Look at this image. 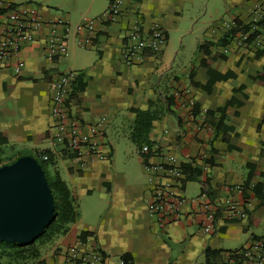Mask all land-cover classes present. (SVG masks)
Masks as SVG:
<instances>
[{
	"label": "crops",
	"instance_id": "0c3cea01",
	"mask_svg": "<svg viewBox=\"0 0 264 264\" xmlns=\"http://www.w3.org/2000/svg\"><path fill=\"white\" fill-rule=\"evenodd\" d=\"M8 1L15 7L35 6L44 25L15 58L0 59V132L7 138L1 147L17 150L19 155L50 153L49 173L57 174L66 184L77 206L78 217L69 223V231L75 235L90 232L87 240H94L108 264H119L122 256L131 264H222L224 254L247 245L255 236H264L258 232L264 229V199L253 191L256 183L264 182L259 174L264 172V82L248 79L255 74V66H264V54L256 56L260 45L236 40L226 46H211V55H215L212 68L220 73L231 70L237 83L244 85L246 98L237 94L241 105H226L233 95L230 78L215 81L209 93L192 83L204 85L209 79L204 67L192 63V58L199 62L206 57L198 45L217 42L235 26L233 17L243 23L259 19L261 10L254 4L264 0H123L116 20L96 23L92 43L85 47L77 43L75 26L99 16L110 0ZM100 1L107 6L102 7ZM56 18L68 20L71 33L66 53L49 62L44 57L49 32L46 22ZM133 19L144 30L159 24L167 42L160 52H145L140 63L128 65L123 51L126 29ZM3 28L0 16V39ZM16 61L21 63L18 74L14 71ZM69 69L85 80L82 87L77 84L72 89L68 101L71 115L87 123L105 119L96 138L105 154L102 159L78 162L62 145L51 141L50 84L58 72ZM182 101L193 104L191 111L181 107ZM218 107H225L226 122L233 128L217 130L218 116L206 118L207 110ZM134 110L151 114L142 137L143 144L158 146L150 157L153 163H168L169 156L180 164L191 158L200 163V155L211 156L214 164L191 180L198 182L197 194L205 185L215 198L240 199L246 210L259 218L258 223L249 224L248 218L220 222L217 232L207 234L200 230V214L191 207L184 208L187 216L179 223L159 224L151 217L145 201L151 177L133 137ZM223 134L228 135V141L221 139ZM215 135L211 151L209 141ZM119 141L128 148V164H117ZM249 164L254 165L256 174L247 182ZM154 181L167 179L159 175ZM187 182L181 190L183 196ZM236 184L244 187L241 197L229 189ZM67 234L37 242V257L1 254L0 264H63ZM207 248L218 251L207 256Z\"/></svg>",
	"mask_w": 264,
	"mask_h": 264
},
{
	"label": "built area",
	"instance_id": "2783aa9c",
	"mask_svg": "<svg viewBox=\"0 0 264 264\" xmlns=\"http://www.w3.org/2000/svg\"><path fill=\"white\" fill-rule=\"evenodd\" d=\"M122 4L123 0H111L107 9L99 16L76 25L77 43L84 47L91 44L96 23L114 22L121 12ZM254 5L255 8L261 10V15L259 19L248 22L251 24V30L256 28V22L264 18V3L257 1ZM0 16L4 18V28L0 39V59L12 60L24 44L35 40V32L44 25V21L35 6L15 7L8 0H0ZM46 25L49 32L44 45V57L52 62L66 53L71 26L69 21L63 18L47 21ZM247 36L248 33H239L237 41L248 43ZM125 38L123 59L128 65L140 63L145 52H160L167 42L165 31L159 24L154 23L148 30H144L136 19L129 23ZM255 42L254 45H260L261 48L264 46V31L255 37ZM20 69L21 63L16 61L15 73L18 74ZM77 75L78 73L74 70H64L58 72L51 81L50 138L53 144L62 145L66 153L83 163L86 160L105 157L96 140L105 119L100 118L95 122L87 123L72 116L69 112L68 101ZM192 106L191 102H181V107L187 111H191ZM157 149L158 146L148 144L140 147V153L144 158V168L151 177L145 200L147 211L159 224L184 221L187 216L184 212L185 207H191L196 214H200V230L207 234L217 232L220 222L247 218V210L242 200L230 196L223 200L215 198L205 185L198 194L190 198L183 196L181 184L184 174L180 163L172 156L167 158L168 163L162 161L153 163L150 157L155 155ZM203 156L205 155H200V157ZM39 157L46 161L49 155L41 152ZM207 168L208 166H205L203 171ZM159 175L165 177L167 181L155 182L154 178ZM229 189L239 197L244 192V187L240 184L231 186ZM105 259L106 256H103L89 240L66 247L63 253V264H108ZM119 264H125L122 257H120ZM222 264H264V236L253 237L247 245L227 252L224 254Z\"/></svg>",
	"mask_w": 264,
	"mask_h": 264
},
{
	"label": "trees",
	"instance_id": "16d2710c",
	"mask_svg": "<svg viewBox=\"0 0 264 264\" xmlns=\"http://www.w3.org/2000/svg\"><path fill=\"white\" fill-rule=\"evenodd\" d=\"M111 1V0H110ZM233 22L235 23V26L232 27L230 30H228L217 42H203L198 45V50L203 52L206 57L201 59L199 62H193V65L202 66L206 69V73L209 76V79L206 84H200L199 82H196L193 79L194 72L191 71L189 74V77L192 80V83L200 87L204 93H209L211 91L212 84L215 81L223 80V79H231V85H232V92L233 95L231 96L230 100L227 101L226 105L231 104H237L241 105L242 100L238 98L237 94H241L243 98H246V95L242 93V90L244 88L243 84H238L236 80L235 74L228 70L225 73H220L212 68V63L215 59V55H211V46L214 45H220V46H226L232 41H236L239 37V33L245 34L248 33V36L246 38V41L254 45L255 37L259 35L261 32L264 31V18L256 22L255 29L251 30V24L249 23H243L241 20H239L237 17L232 18ZM264 54V46L256 51V56H260ZM220 57L224 58L223 54H219ZM255 74L249 75L248 79L249 81H257L258 83L264 82V66L258 67L255 66ZM84 77L80 74L77 75L76 80L74 82L73 90L76 88V85L79 84L80 87L84 85ZM168 101H171V98H168ZM136 113V119H135V128H134V140L139 146L144 143V138L142 135L147 131L149 127V121L151 120V114L147 111H141V110H134ZM198 111V104L195 105L194 108V114L196 115ZM218 116V121L215 123V129L220 130L222 128L228 130L230 128H233L232 126H228V123L226 122V115H225V107H218L214 110H207L206 112V118L209 119L211 117ZM155 117V112L153 111V118ZM221 139L223 141H228L229 137L226 134L221 135ZM217 135L213 137L209 141L210 150H213L212 144L217 139ZM146 142V141H145ZM7 143V138L4 132H0V165L11 163L14 161L17 157L10 161H6L5 158V151L4 148L1 147V145ZM41 152L48 153L49 158L48 160L44 161L40 159L39 154ZM35 157L39 163L41 164L46 178L48 185L51 189L54 204H55V210H54V218L52 221L45 227L41 235L31 244L28 245H19L16 243H4L0 242V255L5 254L13 257H37L38 256V248H37V242H43V241H49L58 234H67L69 231V223L73 222L78 217V211L77 206L75 202V198L72 195V192L69 190V188L66 186V184L60 179V177L55 174L52 175L49 173L48 166L52 163V157L48 151H40L36 154L32 155ZM200 157V156H199ZM214 164L213 159L211 156H203L200 157V163H197L193 158L189 162H184L180 164L181 171L184 174L183 177V183L181 184V187L183 188L185 183L187 181L196 180L198 177L202 174L203 169L205 166H212ZM249 172L247 175V182L251 179L253 175L256 174L254 165L249 164ZM264 177V172L259 173ZM247 184V183H246ZM255 196L259 197L261 200L264 199V182H258L255 184L253 188ZM246 197V196H244ZM247 218L249 224H255L258 223L259 218L255 217L254 214L250 211H247ZM91 236V233L88 231H81L78 235H75L74 231H69V233L65 236L63 243L66 244V247L74 246L77 242L85 243L87 238ZM259 237V236H255ZM76 238V240H75ZM91 244L97 248V246L94 243V240L91 241ZM101 252L103 256H106V254L99 248H97ZM217 252L218 250H210V248H207L206 255L210 252ZM122 258L125 261V264H131L130 260L127 256H122ZM129 260V262H128Z\"/></svg>",
	"mask_w": 264,
	"mask_h": 264
},
{
	"label": "water",
	"instance_id": "95a60500",
	"mask_svg": "<svg viewBox=\"0 0 264 264\" xmlns=\"http://www.w3.org/2000/svg\"><path fill=\"white\" fill-rule=\"evenodd\" d=\"M45 172L32 155L0 165V242L33 243L54 218Z\"/></svg>",
	"mask_w": 264,
	"mask_h": 264
},
{
	"label": "rangeland",
	"instance_id": "374dc122",
	"mask_svg": "<svg viewBox=\"0 0 264 264\" xmlns=\"http://www.w3.org/2000/svg\"><path fill=\"white\" fill-rule=\"evenodd\" d=\"M57 1L61 3L63 0H57ZM100 3L102 4V7L103 6H105V7L107 6V3H105V1H100ZM221 9H223L222 6H221ZM216 13L219 14V12H216ZM206 14L208 15V12ZM221 15H223V11L221 12ZM187 54H189V52ZM192 59H193L192 63L195 62V59L194 58H192ZM118 143L119 144H117V164L118 165H123L126 162H127V164L130 163L129 162V154H128L129 151H128V148L124 145V143L122 141H119ZM4 151L6 152L5 153L6 161H10V160L14 159L15 157H17V155H19V154H17L18 153L17 150H11L9 148H5L4 147ZM48 169L50 171H52L50 166L48 167ZM197 191H198V182L197 181L187 182L186 190H185V193H184L187 198H190V197L196 195ZM258 232L262 233V232H264V229H262V230H260Z\"/></svg>",
	"mask_w": 264,
	"mask_h": 264
}]
</instances>
